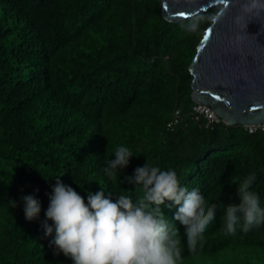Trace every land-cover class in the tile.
<instances>
[{
	"label": "trees",
	"instance_id": "obj_1",
	"mask_svg": "<svg viewBox=\"0 0 264 264\" xmlns=\"http://www.w3.org/2000/svg\"><path fill=\"white\" fill-rule=\"evenodd\" d=\"M163 1L0 0V264H73L54 255L55 233L41 226L57 176L85 202L101 187L113 201H136L141 188L124 177L147 161L175 170L208 204L227 205L239 203L235 185L254 173L251 190L264 207V132L205 128L190 114V64L219 6L171 22ZM193 17L204 19L186 31ZM177 108L182 120L169 128ZM119 146L134 156L110 180L105 161ZM30 194L41 201L32 221L22 200ZM167 203L160 207L178 230L181 264H264V225L228 234L219 207L192 253Z\"/></svg>",
	"mask_w": 264,
	"mask_h": 264
},
{
	"label": "clouds",
	"instance_id": "obj_2",
	"mask_svg": "<svg viewBox=\"0 0 264 264\" xmlns=\"http://www.w3.org/2000/svg\"><path fill=\"white\" fill-rule=\"evenodd\" d=\"M261 6L259 0H250L245 11ZM203 19L193 17L182 27L196 32ZM114 156L105 161L103 169L110 180H115L117 173L129 166L134 155L128 147L119 146ZM124 181L140 186L142 196L133 201L130 196L119 195L113 201L106 198L101 187L100 191H90L85 202L80 193L57 176L49 195L46 219L41 224L45 236L55 233L50 241L54 255L63 253L73 264H181L178 230L170 226L160 207L166 202H170L166 204L168 208L176 206L173 218L185 227L187 247L192 253L204 241V233L216 219L219 207L224 208L228 234L235 235L237 226L247 232L264 225L260 196L251 190L254 173L235 185L239 203L227 205L221 199L219 205L208 204L198 189L189 191L181 186L175 170H161L147 161L136 167L132 175L125 176ZM22 200L25 218L37 219L41 201L32 194L23 196ZM12 204L17 206L15 200Z\"/></svg>",
	"mask_w": 264,
	"mask_h": 264
},
{
	"label": "water",
	"instance_id": "obj_3",
	"mask_svg": "<svg viewBox=\"0 0 264 264\" xmlns=\"http://www.w3.org/2000/svg\"><path fill=\"white\" fill-rule=\"evenodd\" d=\"M249 3L164 0L162 6L164 18L171 22L219 6L190 64L191 99L231 126L264 123V0H259L261 7L245 11Z\"/></svg>",
	"mask_w": 264,
	"mask_h": 264
},
{
	"label": "built area",
	"instance_id": "obj_4",
	"mask_svg": "<svg viewBox=\"0 0 264 264\" xmlns=\"http://www.w3.org/2000/svg\"><path fill=\"white\" fill-rule=\"evenodd\" d=\"M191 117L194 122L198 123L199 126L205 128H214L216 125L223 122V120L209 107L203 104L195 103L191 108ZM182 120V110L177 108L173 114L172 119L168 122V127L173 128L180 124ZM249 133H255L258 131L264 132V123L259 125H248L245 126Z\"/></svg>",
	"mask_w": 264,
	"mask_h": 264
},
{
	"label": "snow or ice",
	"instance_id": "obj_5",
	"mask_svg": "<svg viewBox=\"0 0 264 264\" xmlns=\"http://www.w3.org/2000/svg\"><path fill=\"white\" fill-rule=\"evenodd\" d=\"M180 15H184V13H180ZM205 39H207V37H205Z\"/></svg>",
	"mask_w": 264,
	"mask_h": 264
}]
</instances>
